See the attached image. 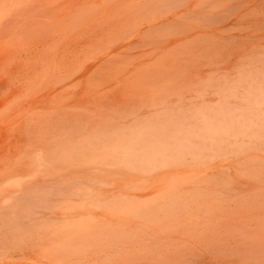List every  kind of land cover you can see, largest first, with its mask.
I'll return each mask as SVG.
<instances>
[{
  "label": "rangeland",
  "instance_id": "1",
  "mask_svg": "<svg viewBox=\"0 0 264 264\" xmlns=\"http://www.w3.org/2000/svg\"><path fill=\"white\" fill-rule=\"evenodd\" d=\"M47 39L49 42L47 41ZM30 56L31 59H34L31 60L29 58ZM28 58L30 60H28ZM45 66H47L48 69ZM44 68H46V70ZM250 70L251 73H249L251 75L248 73V71ZM256 71H258V75L261 72L260 78L259 76H257ZM239 74H242L241 80L243 81L241 82H244L245 79L243 78H247V80H245L244 82L245 85L243 83H240ZM243 75H245L246 77H244ZM247 75H250L251 77L254 76V79H257L258 83H260L258 84L256 82L257 80H254L257 83V88H255V91L253 87L256 83L252 80L251 83H254L252 84V87L249 86L251 85V83L248 85V83L251 81V77L249 79ZM255 76L257 78H255ZM47 77L48 80H46ZM263 79L264 0H0V145L1 143L3 144L0 148H3L2 151H5V154L4 151L3 153L2 151H0V170L4 169L3 167L6 162H11L10 160H12V155L13 158H16L14 152L17 147L18 140L24 139L27 141V147H32L30 154H27L29 164L25 165L28 172H20L15 176V180H21L24 184H26V187L24 186V190L18 192V196L16 195V203L18 204L16 205L15 212L10 213L9 216L4 210L3 202L0 203V249H2L3 251L12 250L11 252H7L8 254L5 257L6 259L1 255L0 264H4L5 260L8 262V264H54L55 261V264H58V262L59 264H73L74 262H77L79 264L80 262L77 261L79 259L83 260V264H85V262L86 264H264V146L259 147V145H262V143L264 145V139L261 138L264 137V130L262 131V136L261 130L259 129L260 125L264 123V114L262 115L264 106L260 107V105H262L261 102L263 101L264 97V90L262 89V87L264 88V84L260 82L263 81ZM47 82L48 84H46ZM234 82L236 83L234 84ZM239 84V91L238 89L233 90L234 87L239 88ZM261 84H263L262 87L260 86ZM45 85L47 86V88L44 89ZM242 85L245 86L246 89ZM258 86L261 87L263 95H260L261 92L256 91L258 90ZM229 87L230 90H232L234 93H230V90L229 93L227 91H223V89L228 90ZM221 88L222 90H220ZM242 88H244V90ZM251 89L254 91L252 92L253 95L250 92ZM215 91H217V93ZM256 92L257 94H255ZM210 94L211 96L212 94L213 96H216H212L213 100H215L214 98H216L215 101L212 100L213 102H210ZM216 94L218 96L220 94L222 95V97L219 96L218 99V96ZM226 94L228 96V99L231 95L229 99L230 101L224 98ZM254 94L256 96H254ZM234 95L237 96V98H235V100H237L236 103H238L236 106V103H232L230 105L232 99L234 100ZM257 95L258 101L260 103V105L257 104L258 106L255 104V102L257 103ZM259 96H261L262 98H259ZM238 98L241 99L240 103L243 100L242 103L245 106L242 105V103H239ZM245 102H250V104H245ZM209 105L210 107H212L209 108ZM250 107L252 108L251 110ZM254 107L256 108L253 110ZM231 109H233V112H240L239 114L238 112L234 114L235 120L231 119L233 113ZM257 109H262L260 110L261 113L258 112ZM216 110L217 114H215L214 116ZM248 110L250 111L248 112ZM178 111H180L181 113H179ZM227 111H229L230 115L227 114ZM209 112L211 114H209ZM251 112H253V114H251ZM178 113L180 115L179 117ZM190 115L192 116V118L190 117ZM207 115L209 118H207ZM236 115L238 117H236ZM247 115L248 117H246ZM257 116L259 117V120H257ZM161 117L162 119L164 118V120L161 121ZM204 117L206 121L204 120ZM170 118H172L173 120L175 119L174 126L177 127L176 125H178L179 128H174L173 126H171L173 125L172 119L170 120L171 124L168 123L167 119L169 120ZM13 119H15L14 123ZM194 119H196L197 121L194 122ZM223 119L225 120V122H223ZM243 119L245 121H243ZM176 120L177 122H175ZM231 120H234V122H231ZM239 120L242 121V125H239L240 129L238 124L241 121L239 122ZM246 120H248V125H246ZM255 120L259 121V123H257V121ZM158 121L159 124L161 123L158 126L159 128L161 126V128L165 127L164 123L166 121L169 124V128L168 124L166 125V132L163 129L161 130L164 131L165 134L161 132V135H159V133L157 132H160V130L158 128H156L158 131L155 130L154 127H157ZM179 121L181 122V124L179 123ZM183 121L186 122L185 125H182L184 124ZM187 122L193 123L190 124L192 127H190L189 129L191 130L186 129L185 131L184 127L189 124H187ZM200 122L202 124H200ZM235 122L237 124H235ZM193 124L195 125V127ZM197 124H200V127L198 125L199 128L197 127ZM228 124L232 126H228L230 127V129L226 128ZM258 124H260L258 128L260 133L256 130ZM245 125L247 126V130L244 129ZM150 126H152V129H150ZM203 126L206 128L204 129ZM210 126L214 130L213 134L211 129V132L209 131ZM217 126L221 128L217 130ZM252 126H254V128ZM16 127L23 130L21 136L20 133H17L15 131V129H17ZM142 127L145 131L141 129ZM193 127L195 128V133H197V131L198 133H200V129L202 133L203 131L208 130V134L207 132L203 134L200 133V136L197 133L195 136L201 138L202 135L205 137L206 134L207 139L211 140V138H213V141L211 140V145H213V143L216 141V138L217 142L221 141V137H223L224 132L225 134L227 132L229 138V133L231 137L236 138L239 132H237V135L235 133L233 134L235 130L234 127H236V131L238 130L241 132L240 139H237L239 142L243 140L242 138H245V140H243L244 142L242 141V143H247L248 139L246 138L248 137H250L249 141L252 142L255 136L258 140L254 139V142H252L254 143L255 148L253 145V147H250L251 144L249 145L247 143L249 145L248 150L254 148L253 150L247 151L245 149V147L247 148V144L245 145V147L243 144L245 150L241 149L240 152L238 151V153H236L237 156H235L234 154L235 151H237L235 150L233 156V150L238 149L237 146L240 144L239 142H235L236 140L234 141V139L232 138L229 139L227 135L225 137L224 134L222 141H231L230 143L227 141L225 146H231V143H233L234 145H232V147L230 148L231 153H229L228 156L225 157V155H227V152L229 151V148L228 150H226L225 147L223 148L221 145H219V143L218 145H213L212 147L217 148L219 146L218 150H221L220 147H222V149L227 152L225 155H223L222 153L224 158L221 156L219 158V156L216 155L218 152H216V150V156H214V154L213 156H211L213 151L211 147L209 151V160H217H214V163L207 160L209 164L207 163L208 167L205 169L204 165L206 164L203 165L202 161H200V167L199 162V165L197 164L198 167L195 166L196 164L194 163H196L195 160L197 158L194 159V155L192 154V146H190L189 149V144L186 143L189 142L193 146L194 144L197 145V143L201 144L202 141L206 143L205 138H203V140L201 139L200 142L199 138L197 140V138H195V136L193 135L197 140L196 143H193L195 142L194 138H192L190 135H186L187 138L185 137V134L189 131V134L192 135L191 132H193ZM250 127L251 129L253 128V130H250ZM261 127L264 129L263 125ZM153 128L155 131H151L153 130ZM173 128L177 131V133H173L174 131H172V134H170V130H172ZM139 129L143 131L144 134L145 132L147 134H153L154 132L157 133V135L155 134V136H157L158 139L160 138V142H158L159 140L155 141L157 138L153 134L150 139V142L151 140H154L153 142H151L152 145L150 144L149 140L145 145V142L147 141L149 136L145 134L147 136L145 137L142 134L143 132H140ZM182 129L184 134L183 136L179 134V138V136L176 135L178 134V130L183 133ZM241 129L242 131L244 129L243 132L245 133V135L247 134L248 137H245ZM137 130L139 131L138 133L140 136L138 135ZM228 130L230 131L228 132ZM255 130L257 134L254 133ZM219 131L222 133L220 134ZM123 132L126 133L124 134V136L121 134ZM167 132L168 135H166ZM119 133L123 137H125L126 135L127 139L125 138V140H121L123 137H121ZM141 134L143 135V138H147L146 141H144L145 139L142 138V140L144 141V146L143 143H141L142 140H139L142 148L138 144V139H141ZM174 134H176L175 137ZM209 134L211 135L210 138ZM250 134H253L255 136L253 137L252 135V138ZM108 135H112V137L114 136V139L112 140V137ZM117 135L119 136L117 137ZM134 135L136 137L138 136L136 140L138 142L136 143V145L138 148L140 147L138 151L133 148L135 149V152L134 150H132V148H129L130 144L131 146L133 145V147H136L134 143L136 137L132 139V136ZM217 135L218 137H216ZM101 137H106V140L109 137L108 139L110 140L111 138V140H107V143H103L104 140H102L103 138ZM188 137L192 138L193 140L191 141L190 139H188ZM86 138H88V142H86ZM170 138L172 141L174 139L173 144H170L172 142ZM175 138H179L180 143L177 141L175 142ZM181 138H184L183 144L181 142ZM259 138L262 141L260 144L258 143V145L256 142H259ZM10 139L12 140L9 141ZM81 139L82 143L84 141V146L82 144L79 146ZM164 139L167 140V142H165L164 144H170V146L174 148V143H177L179 144V148L174 151L173 148L171 149L169 147L170 151L166 152L168 147H163ZM5 140H7V143ZM78 140L79 144L77 145ZM118 140H121V145L118 144L119 148H115L116 145L114 144V142L116 141L117 144L119 142ZM126 140L129 143H125ZM89 141L90 145L89 147L87 146L89 148L87 150L86 145L89 144ZM122 141L123 144H125L124 146L122 144ZM67 142L70 143L67 144ZM97 142L103 143V145L99 143L101 144V147L103 146V154L101 148L99 149L100 146H98L99 144H97ZM156 142L160 146L158 149L159 153H161L162 151H164L165 153V158H163L164 153L163 156L159 155L161 163H156L157 161L159 162V160L156 161L154 159V156H152L153 153L157 154L158 152V150H156V148H158L157 144L156 148L154 146V143ZM63 143L69 148H67V146H64ZM75 143L77 149L79 147V149L81 148V150L76 149ZM222 143L223 142H221V144ZM161 144L162 151L160 149ZM185 144L188 149L185 148ZM200 144L197 145L199 146L197 147L199 151H196V147H194L195 152L199 153L201 151L199 156L202 158L204 155L202 154V152L206 151V149H202V146L207 147V144L204 145L202 143V146ZM112 145L113 147L110 149L111 152H107L109 151V146L111 147ZM8 146L12 147L13 152H11V149L10 147L8 148ZM90 146L93 147V157L91 160L92 166L86 165L90 163L89 159L91 157L88 155L89 152H91ZM151 146L153 147V151L155 148L156 152H151ZM180 147L181 149L184 147L183 149L186 150V153L188 152L186 154L187 156L189 155L188 157H190V155L191 157H193V165H186L188 164V161L191 160V157L187 159L188 157L185 156V159H187V163L185 161L186 166L184 165L185 168L184 166H182L183 161L185 160L184 158L180 159V166L175 165L177 163V160L174 161L175 164H173L172 161L167 158L168 164L170 163V165L167 167L166 154H168V157H170L171 159L172 157L174 159L173 155L176 151L177 152L175 153V157L179 151L180 153H178V155L182 153ZM241 147L242 144L239 148ZM73 148L75 149L73 150L74 154L76 150L79 151V153L82 151V154L80 153L81 156L79 153L78 156L77 153L76 155H74L73 153L72 155H70L74 156L73 158H76V156L79 157L76 160H80V165L85 166V169L82 170L83 167H80L79 161L76 162L75 160L73 162L72 159V162L76 164L75 166L79 165L78 167H75L71 162L70 156H67V151L70 152L71 150L72 152ZM94 148H97V150ZM147 148L149 149L151 156H148ZM175 148L177 147L175 146ZM144 149L146 150V156L143 154ZM122 150H125L124 153L126 152L125 157L128 155V157L130 158L129 155L131 153L130 159H132V161L134 157L139 160L142 157L141 154H143V157H146V159H143V161L147 162V158L149 157L150 160L152 159L156 161L154 164V161L151 160L153 162V166H160L159 164H162V166H164L165 168H161L160 170V167L156 168L155 166L157 172L152 171V173H155L154 175H152L150 170L152 163L150 161L148 162V164L144 162L143 165L145 164V167H147L148 165L149 168V170H146L145 168V175V172L143 173L142 171V169L144 170L143 165L142 169L137 168L139 165L138 163H140L141 165V163L143 162L142 159L140 161H136L135 159V170L139 169L138 171H142V174H140L139 172L136 173V171L133 170V167L131 168L135 172L127 169L125 170L126 165L127 167L130 165L126 164V159L128 158L126 157L124 159ZM187 150L191 151L189 152ZM223 150H221V152ZM114 151L117 152L118 155H120L119 153L121 152L120 157L122 158L123 155V158H118V156H116V153L115 155H112V152ZM7 152H9L10 154ZM55 152H57V154H55ZM58 152H60L62 155L58 154ZM64 152H66L65 155L67 156V159L66 157H64L65 155H63ZM85 152L87 153V155ZM98 152L100 154L99 156H97ZM128 152L130 153L128 154ZM170 152H172L173 154L171 155ZM132 153H134V156L132 155ZM184 153H182L180 156L184 157ZM198 153L196 154L198 155ZM46 154L49 156H46ZM101 154L102 156H104L102 157ZM218 154H220V152H218ZM58 155L62 156L63 161H60V158L57 157ZM137 155H140L141 157H137ZM84 156L85 158L88 156L87 159L89 160V162H86L88 160L84 159ZM109 156H113L114 162L111 157L110 165H108L109 162L107 163V166L109 167L108 168L107 166H105V160H107ZM156 156L158 157V155ZM68 157L70 159L69 161ZM80 157L82 159H80ZM204 157H206V155ZM213 157L215 158L213 159ZM221 158H223V161L221 160ZM95 159H98L99 161H96ZM117 159L121 160H119V166L123 163L122 167L125 166L124 168H122L121 166L119 168H115L116 164L118 163ZM164 159L166 163L163 164L162 161H164ZM200 159L198 157V161ZM102 160H104L105 163L101 164L100 162H102ZM224 160L226 162H224ZM83 161L84 163L86 162L84 165ZM217 161L218 163L216 165L218 167L222 164L219 168L214 166ZM96 162L103 165L102 167H105V169L102 170L101 165L97 166L98 163ZM129 163H131L130 160ZM171 163L178 169L173 167V171H171ZM46 164L48 171L46 169ZM111 165L113 168L111 167ZM87 166L89 167V169ZM153 166L152 170H154ZM50 167L51 169L53 167L55 170H51ZM86 167L89 171L93 172H88V170H86ZM98 167L101 168L97 170ZM76 168H79L80 170H77ZM168 168L170 169V171L167 170ZM94 170L97 172V174H99L96 175V178L94 175ZM186 170L187 172H197L196 175L203 174L205 172H208L209 170L210 171L208 172V174H206V179L203 178L204 180L202 179L201 181L202 175H200L201 178L200 176H196L194 179L193 176L195 174L193 175V173H186ZM2 172L0 171L1 174ZM147 172H150L151 174H148ZM158 173H160V176ZM103 175L107 178L103 177ZM184 175L187 179H190L191 177L194 180H196L197 178V180L199 179L200 181H192V179L189 181L188 179V183L182 182V184H180L178 182L181 181H176L178 184H174V180H176V177L178 176L179 180H181L180 176H182V180L184 181ZM42 178H46L45 181L48 180L49 182H47L50 183L51 186H49L50 184L48 185V187L44 186L48 183L42 180ZM153 178L156 179L157 182ZM171 178L174 185L167 183V181L170 182ZM112 179H115V181H112ZM142 179H148L144 182H149H147L146 184V186H150L149 188L147 187V189H141V187L145 186V183L143 181V183H141ZM102 180H104L105 182H102ZM43 182L44 185L41 186L40 183L42 184ZM113 182H119L118 184L120 185H116L115 183L116 186L111 185L113 187L111 189L110 184L114 185ZM104 183L106 186H104ZM0 184L4 183L0 182ZM84 185L85 188H87L86 192L87 190L89 193H92V190L94 191L92 195H90V197L88 196L89 194L85 195V192L83 191L85 190L84 187L83 189H81V187ZM34 186L35 188L40 186L39 189L41 190L39 191V189H35ZM56 186H59V190ZM171 186L174 187L173 189L175 190H173V194H175V192L177 191L176 194H179L178 196L182 195L180 196V198H184L183 201L189 197L188 199L190 200H186V202L188 201V206L190 205L189 201H194V199L196 200L194 202L191 201V205L188 208L183 207V205H186L185 201L184 203L180 199V204L177 203L176 200L175 203L180 205H178V208L176 206V211H174L173 213L174 216L172 214V211L174 210L175 203L171 201L174 200V197L176 199V194L175 196L173 195L174 197L173 199L171 198L172 200L169 199L171 204L173 203L174 205L173 209H171L172 207L170 202V206L168 204L170 210H172L171 212L168 207L162 208V206H160L162 204L164 206L168 203L167 197H169V195L167 194L168 192L170 194L169 187L171 188ZM107 187L109 188L107 189ZM176 187L179 191L175 189ZM25 188L27 190H25ZM54 188H56L55 191ZM117 188H119V190ZM136 188L137 190L134 191ZM162 188L168 191L167 194L164 193ZM143 189L145 191H143ZM74 190H76L77 195L75 194ZM78 190L81 191L79 195ZM73 191L75 196L72 195ZM131 191L134 192L131 193ZM102 192L105 193V195H103ZM159 192H161V194ZM122 193L126 195V199L125 195L123 196V199H125V201H123V203L121 202L122 204H124L123 208L120 200L119 204L121 205V207L119 206V204H117L116 207V203H114V207H116V209L112 206L114 208L113 209L109 204L112 203L113 205V200L112 202H110V200H115V198L111 197L116 195V198L119 200L120 198L118 197H120ZM138 193H140L141 196H138ZM146 193H149L150 198ZM194 193L195 195H198L195 197L192 196V194L194 195ZM135 194L137 196H135ZM164 194L167 197H164ZM107 195H110V198L109 196L107 197ZM145 195L148 196V201L150 202V204L151 202L153 204V199L155 200L156 205H152L153 208L150 210L149 208H146L148 202L147 196L145 197ZM155 195L162 196H160L159 198ZM48 196L50 198V201H48ZM133 197H137V200H134L135 198L133 199ZM151 197L153 198L151 199ZM170 197H172V195H170ZM190 197H193V199H191ZM103 198V204L105 203L104 205H106V202H110L109 204H107L109 207H107V205L105 207L104 205H102L101 201H103ZM164 198L167 199L163 201ZM107 199H109V201ZM57 200H60L62 202ZM55 201L56 204L54 203ZM95 201H99V203L103 207H101L100 205L97 206ZM126 201L127 203H124ZM85 202H87L86 205L90 203L92 208L87 207L90 204L84 206ZM115 202L117 201L115 200ZM58 203L62 208L58 207ZM61 203L66 205L64 206L65 208H63V204ZM73 203L78 205L77 207H79L80 205L81 210L76 206L74 207L75 204L73 205ZM71 204L73 205L74 209L73 207L71 208ZM130 204L134 205L135 208H132L134 211L129 208V206H131ZM136 205L138 208H142V205H146L143 207L146 210L141 209V212L142 210L145 211L142 213L146 221H144V219H140L142 213L139 212L140 210H138ZM156 207L159 208L157 209ZM118 208H120V212L121 210H123L122 212L124 213L126 209H130V213L128 212V210L125 213H129V215H122V213L118 212ZM78 209L80 210L79 212ZM160 209L163 211H159ZM61 210L67 213H62L60 215ZM166 210H168L167 214H169V212L171 213L168 216L169 218L161 219V217H163L164 215V211ZM114 211H116V214L118 213V216H116V214H110L112 212L115 213ZM131 211H138L137 213H140V216H137L136 213H134L135 217H132ZM66 215H68L69 218H66ZM148 215L150 217H148ZM152 215H154L155 218L159 219L155 220ZM171 215L172 218H170ZM36 216L37 219H34L36 218ZM42 216L43 218L48 219H43ZM146 216L149 218V220H151H147ZM120 217L122 219H120ZM76 218L80 220L78 221V219ZM82 218L83 220L85 218H88L90 219V221H88V219H85L86 222L84 223V221L82 222L81 220ZM61 219H63V221ZM64 219L69 220L68 223L66 221V225L72 224L71 221L73 222L75 221V219L76 221H78V225L81 221L83 227H80V225L79 227L84 228L85 230L88 229L89 234H85L84 236V234L82 233L84 240L85 238H87L86 235L90 236L89 231H91L92 228V226L91 228L89 227L90 229L88 227L86 228L84 227V224H88L89 226L92 219L94 225H97L98 227H96V231L98 233L101 232V236L99 235L100 239H102L101 237H103L104 240H102L104 241V243L108 244L109 237V240L112 242L111 244L113 246H111L110 244L109 247H107L106 245V249L104 243H101V246H99L100 242H96L97 239L98 241L100 240L98 236L96 238L93 237L94 240L90 239V237L87 238V240L90 239L91 241L95 242L92 243L91 250L89 249L91 244H89V241L87 243L89 244L88 248L86 247V243H83L85 244V249H83L82 247L78 249V247L80 246L76 245V242L69 241V245L74 242V246H78L77 249L75 248L76 250L73 248V251L71 245L70 248L67 244V249H65V246L62 247V243H59V246L56 245L60 241L64 242L62 240L65 239L66 233H68V236L75 235L77 233L72 232L71 234V228L74 225H70L66 226V228H70L68 230L70 231L69 234L66 228H64ZM125 219L127 220L125 221ZM35 220H38L37 223ZM103 220L105 221V223H107L108 221L110 223V221L112 220L115 223L117 221V223H120V226L117 227L118 231L122 227H124V231L125 229H128L129 231H126V234L124 235V231H122V229L119 233L116 230V226H118L119 224L115 225V228L112 230V228L114 227V225L112 224H114V222H112V224L102 225L101 223L103 222ZM97 221L100 223L98 224ZM136 221L137 224L134 225L133 222ZM151 221H154L156 223H152ZM58 222L61 224H58ZM32 223L34 225H32ZM47 223H50V225L48 226ZM54 223L56 224V226H54L57 228V224L59 225V230H62V228H64V237H62V235H64V232H58L57 228H54L53 226ZM131 223L133 225H131ZM44 224H46L47 227L45 225V227L43 228L42 226ZM100 224L102 225V227L104 225L105 226L103 228L99 227ZM40 225H42L41 230L39 229ZM78 225H75L74 228L78 229ZM91 225H93V223H91ZM60 226L62 227L60 228ZM106 226L108 230L111 229V232L108 231L111 234L114 233L116 235L118 233V235H121V232H123L121 235H124L122 240L121 236L118 237V239H115L116 237H113L114 235L111 236L110 233L108 235V233H106ZM108 226L112 227L109 228ZM49 228V232H55V238L57 236L55 240L56 249L54 250H57L58 252L56 256L52 249L54 246L55 238H53V241L51 242L52 238L50 237L54 236V234L52 235V233H49L46 230H49ZM37 229L41 232H39ZM53 229L54 231H51ZM55 229L57 232L55 231ZM43 230H46V232L44 231L45 233L48 232V236H45L47 237L46 240H43ZM22 231H24L27 235V237H23L24 240H22L23 238L20 234V232ZM7 232L9 233L7 234ZM38 232L42 233L41 235L43 237L41 235L39 236ZM97 232H95V234H97ZM11 233H14L15 236H18L17 239L14 235H11ZM102 233H106L107 235L104 234L105 236H103ZM92 234L94 233L92 232ZM6 235H10L12 241L16 239L14 241L17 242V244L14 245L15 242H11L12 244L9 245L10 247L7 245L5 247V242L2 240L5 239ZM81 235H79L78 233L77 236L80 237ZM77 236H74V238L76 239L73 238V240H82V243L84 241L82 236L81 239H78ZM26 238H28V241L25 240ZM113 238L116 243H119L118 246H115V243H113ZM35 239L36 241L34 242L36 243L37 240L40 241L39 246L34 243L36 244V248L32 246L34 245L33 240ZM58 239H60V241L57 242ZM67 239L69 240L70 238H66V240ZM47 240L48 242H46ZM20 241L22 245L18 244V242L20 243ZM24 241L25 243H28L25 244ZM67 242L68 241H65L63 244L65 245ZM2 243L4 245H2ZM42 243L45 246H42ZM96 243L98 245H95ZM93 245L95 246L93 247ZM37 247H40V249L42 250L38 249ZM57 247L61 251V253L57 249ZM60 248H63L68 252L65 253V250L62 251ZM70 249L71 254L69 252ZM28 250H30L31 253ZM49 250H51L53 253ZM44 252H46V255L44 254ZM47 252L52 254L51 257L58 256L57 260L54 259L55 257L51 258L50 254H48ZM72 252L74 253L72 254ZM26 253H28L29 255ZM33 253H35L34 256ZM67 253H69L71 256L73 255V257H68ZM75 253H78L79 256H74ZM30 254L32 255L30 256ZM63 254H65L68 259L62 257L64 256ZM60 258H63V262ZM69 258L71 259V261L73 259V262H69ZM49 260L51 262H49Z\"/></svg>",
  "mask_w": 264,
  "mask_h": 264
},
{
  "label": "bare ground",
  "instance_id": "2",
  "mask_svg": "<svg viewBox=\"0 0 264 264\" xmlns=\"http://www.w3.org/2000/svg\"><path fill=\"white\" fill-rule=\"evenodd\" d=\"M19 12H20V11H19ZM30 13H31V12H30ZM19 14H20V13H19ZM37 21H38V20H37ZM66 31H67V30H66ZM51 40H52V39H51ZM47 41H48V39H47ZM48 42H49V41H48ZM51 43H52V41H51ZM44 44H45V43H44ZM42 45H43V44H42ZM53 45H54V44H53ZM55 48H56V47H55ZM52 53H53V52H52ZM34 55H35V54H34ZM31 56H32V55H31ZM31 56L29 57L30 59H31ZM36 56H37V55H36ZM46 56H47V55H46ZM29 58H28V60H30ZM32 58H33V57H32ZM37 58H38V57H37ZM33 59H34V58H33ZM33 59H31V60H33ZM35 59H36V58H35ZM45 59H46V58H45ZM259 59H261V58H259ZM43 60H44V59H43ZM26 61H27V60H26ZM26 63H28V62H26ZM261 63H262V62H261ZM52 65H53V64H52ZM47 66H48V65H47ZM47 66H45V67L47 68ZM261 67H262V66H261ZM46 68H44V69L46 70ZM258 68H259V67H258ZM258 68H257V70H258ZM47 69H48V68H47ZM51 70H52V68H51ZM260 70H261V69H260ZM252 71H253V70H252ZM49 72H50V71H49ZM53 72H54V71H53ZM249 72L251 73V70L248 71V73H249ZM250 73H249V74H250ZM253 73H254V72H253ZM256 73H257V76H259V78H260V74H261V72H260L259 75H258V71H256ZM244 74H245V73H244ZM239 75H240V76H239L240 79H239V78H238V79L240 80V83H243V84L245 85L244 82H245V80H247V78H243V79H245V80H244V82H241V81H243V80H241V79H242V78H241L242 74H239ZM250 75H251V74H250ZM250 75H249V76L247 75L249 79H250V77H251ZM252 75H253V74H252ZM254 75H256V74H254ZM243 76L246 77L245 75H243ZM262 76H263V75H262ZM45 77H46V74H45ZM45 77H44V78H45ZM255 78H257V77L255 76ZM46 80H48V77H47ZM252 80L254 81V80H257V79H254V76H252V77H251V81L248 83V85L252 82ZM39 82H40V81H39ZM42 82H43V81H42ZM236 82H237V81H236ZM236 82H234V84H235ZM238 82H239V81H238ZM254 82H255V81H254ZM254 82H253V83H254ZM256 82L258 83V80H257ZM256 82H255V83H256ZM260 82L264 84V79H263V81H260ZM51 83H52V81H51ZM51 83H50V84H51ZM246 83H247V82H246ZM253 83H251V85H249V86L252 87V84H253ZM257 83H256L255 86L253 87V88H254V91H255V88H257ZM46 84H48V82H47ZM230 84H232V83H230ZM230 84H229V85H230ZM234 84H233V86H234ZM237 84H238V83H237ZM258 84H260V83H258ZM263 84H261L260 86L262 87ZM49 86H50V85H49ZM49 86H48V87H49ZM235 86H236V85H235ZM242 86H243V85H242ZM223 87H225V86H223ZM243 87L246 89L245 86H243ZM261 87L258 86V90H256V91H257V92H258V91L261 92L260 95H263V94H262ZM45 88H47L46 85H45L44 89H45ZM231 88H232V87H231ZM244 88H242V89L244 90ZM259 88H260V90H259ZM216 89H217V88H216ZM237 89H238V91H239V89H240V84H239V88H238V87H237V88H235V87L233 88V90H237ZM249 89H250V88H249ZM262 89L264 90L263 87H262ZM214 90H215V89H214ZM214 90H213V92H214ZM217 90H218V89H217ZM220 90H222V88H221ZM229 90H230V87H229L228 90H224V89H223L224 92L227 91L228 93H229ZM42 91H44V90H42ZM254 91H253L252 89L250 90V92H251L252 95H253L252 92H254ZM215 92L217 93V91H215ZM231 92H233V91L230 90V93H231ZM247 92H248V90H247ZM247 92H246V93H247ZM257 92H256L255 94H257ZM233 93H234V92H233ZM240 93H241V92H240ZM243 93H244V91H243ZM263 93H264V91H263ZM38 94H39V93H38ZM255 94H254V96H256ZM216 95H217V94H216ZM235 95H237V94H235ZM235 95H234V100L232 99V102H230V105H231L232 103H236L237 100H235V98H237V96H235ZM212 96H213V94H212ZM212 96H211V94L209 95L210 102H213V101L216 100V98H214L215 100H213V97H216V96H215V95H214L213 97H212ZM217 96H218V95H217ZM219 96L222 97V95H220V94H219ZM219 96H218V99H219ZM230 96H231V95H230ZM230 96H229V99H230ZM232 96H233V95H232ZM246 96H247V95H246ZM221 97H220V98H221ZM209 98H208V100H209ZM224 98L228 99L227 94L224 96ZM232 98H233V97H232ZM244 98H245V97H244ZM244 98H243V99H244ZM246 98H248V97H246ZM259 98H262V97L259 96ZM218 99H217V100H218ZM226 99H225V100H226ZM229 99H228V100H229ZM249 99H250V98H249ZM255 99H256V97H255ZM212 100H213V101H212ZM240 100H241V99L238 98L239 103H240ZM218 101H219V100H218ZM218 101H217V102H218ZM229 101H230V100H229ZM229 101H228V102H229ZM233 101H234V102H233ZM242 101H243V100H242ZM242 101H241V103H242ZM245 101H247V100H245ZM256 101H257V103H256L255 100H254L255 104H256V105H257V104L260 105V103H259V101H258V95H257V99H256ZM261 101H262V99H261ZM261 101H260V102H261ZM263 101H264V97H263ZM263 101L261 102L262 105H260V107H261V106H262V107L264 106V105H263V103H264ZM250 102H251V101H250ZM250 102H248V103L245 102V104H250ZM254 102H253V103H254ZM221 103H222V101H221ZM226 103H227V101H226ZM241 103H240V104H241ZM237 104H238V103H236L235 106H236ZM240 104H239V105H240ZM239 105H238V106H239ZM242 105H244V104L242 103ZM258 105H257V106H258ZM238 106H237V107H238ZM244 106H245V105H244ZM248 106H249V105H248ZM248 106H247V107H248ZM250 106H253V105H250ZM254 106H255V105H254ZM257 106H256V107H257ZM54 107H55V105H54ZM211 107H212V106H211ZM211 107H210V105H209V108H211ZM221 107H222V106H221ZM237 107H236V110H237ZM256 107H254L253 110H254ZM213 108H214V107H213ZM229 108H230V107H229ZM263 108H264V107H263ZM199 109H200V108H199ZM202 109H203V108H202ZM227 109H228V108H227ZM240 109H241V108H240ZM240 109H238V110H240ZM242 109H243V106H242ZM251 109H252V108L250 107V110H251ZM190 110H191V108H190ZM214 110H215V109H214ZM214 110H213V111H214ZM231 110H232V112H233V109H231ZM250 110H248V112H249ZM257 110H258V109H257ZM260 110H262V109H260ZM260 110H258V112H260ZM199 111H200V110H199ZM221 111H222V108H221ZM241 111H242V110H241ZM178 112L181 113L180 111H178ZM182 112H183V111H182ZM197 112H198V111H197ZM232 112H231V113H232ZM236 112H238V114L240 113L239 111H234V112L232 113L231 119H234V120H235L234 114H236ZM245 112H246V111H245ZM179 113H178V117L180 116ZM191 113H192V112H191ZM201 113H202V111H201ZM212 113H213V112H212ZM260 113H261V112H260ZM185 114H188V113H185ZM185 114H184V115H185ZM209 114H211V113L209 112ZM215 114H217V110H216V113H214V116H215ZM223 114H224V113H223ZM227 114H229V111H227ZM227 114H226V115H227ZM241 114H242V113H241ZM251 114H253V112H251ZM258 114H259V113H258ZM258 114H257V115H258ZM263 114H264V110H262V115H263ZM184 115H183V116H184ZM193 115H194V114H193ZM219 115H220V114H219ZM229 115H230V114H229ZM249 115H250V114H249ZM174 116H175V115H174ZM188 116H189V115H188ZM194 116H195V115H194ZM194 116H193V117H194ZM205 116H206V114H205ZM239 116H240V115H239ZM244 116H245V114H244ZM251 116H252V115H251ZM260 116H261V114H260ZM165 117H166V116H165ZM186 117H187V116H186ZM190 117L192 118L191 115H190ZM201 117H202V115H201ZM223 117H224V115H223ZM232 117H233V118H232ZM236 117H238V116L236 115ZM246 117H248V115H247ZM175 118H176V116H175ZM183 118H184V117H183ZM207 118H209L208 115H207ZM226 118H227V117H226ZM243 118H245V117H243ZM250 118H251V117H250ZM256 118H258L257 120H259V117H258V116H257ZM171 119H172V118H170L169 120L167 119V121H168L169 124H171V121H170ZM176 119H177V118H176ZM251 119H252V118H251ZM254 119H255V118H254ZM14 120H15V119H13V123H14ZM162 120H164V118L162 119V117H161V121H162ZM172 120H173V119H172ZM174 120H175V119H174ZM174 120H173V123H172L173 125H171V126H173L174 128H179L178 125H176L177 127L174 126ZM198 120H199V119H198ZM200 120H201V119H200ZM202 120H203V119H202ZM204 120L206 121L205 117H204ZM223 120H224V119H223ZM234 120H233V121L231 120V122H234ZM257 120H255V121H257ZM261 120H262V119H261ZM261 120H260V121H261ZM161 121H160V122H161ZM167 121H166L165 123L163 122L165 127L161 128V127H162V126H161V127H160L161 129L158 127V126L161 124V123L159 124V121L157 122V127H156V126L154 127L155 130H157L156 128H158V129L160 130V132H157V133H159V135H161V132H162L163 134H165V132L167 131V130L165 129V128H167V127H166V125L168 124ZM180 121H181V119H180ZM180 121H179V123L181 124ZM185 121H186V120H185ZM188 121H189V120H188ZM195 121H197V120L194 119V122H195ZM240 121H241V120H239V122H240ZM243 121H245V120L243 119ZM247 121H248V120H246V122H247ZM249 121H251V120H249ZM255 121H254V123H255ZM263 121H264V120H263ZM175 122H177V120H176ZM223 122H225V120H224ZM155 123H156V122H155ZM163 123H162V125H163ZM183 123H184V124H182V125H185V124H186V122H184V121H183ZM188 123H189V122H187V124H188ZM191 123H193V122H191ZM191 123H189L186 127H184V128H185V131H186V129L188 130L190 127H192V126L190 125ZM207 123H208V121H207ZM240 123H241V124H240ZM240 123L238 124V126H239V125H242V121H241ZM251 123H252V122H251ZM257 123H259V121H257ZM15 124H16V123H15ZM169 124H168V128H169ZM175 124H176V123H175ZM200 124H202V123L200 122ZM200 124H197V127H198V125H199V127H200ZM210 124H211V121H210ZM235 124H237V123L235 122ZM244 124H245V122H244ZM13 125H14V124H13ZM151 125H154V124H151ZM189 125H190V126H189ZM193 125H194V124H193ZM221 125H222V121H221ZM221 125H219V126H221ZM232 125H233V124H232ZM246 125H248V122H247ZM246 125H245V127H244L245 130H247V129H246V127H247ZM253 125H254V124H253ZM259 125H260V124H258V127H256L257 132L259 131V130H258ZM262 125L264 126V123H262ZM262 125H260V128H259V129L261 130V134H262V131L264 130V129L261 127ZM171 126H170V127H171ZM208 126H209V124H208ZM208 126H207V128H208ZM213 126H214V125H213ZM219 126H217V127H218L217 130H219V129L221 128V127H219ZM228 126L232 127L231 125L228 124V125L226 126L227 129H228V128L230 129V127H228ZM233 126H234V125H233ZM243 126H244V125H243ZM182 127H183V126H182ZM187 127H188V128H187ZM194 127H195V125H194ZM194 127H193V129H192V131L194 132V134H193V132H191V133H192V135H191V134H189L190 131H189V132L187 131L188 133L185 134V137H186V135H188V136L190 135L192 138H194V136L198 133V131H197V133H195V131H194L195 128H194ZM199 127H198V128H199ZM203 127H204V126H203ZM217 127H216V128H217ZM248 127H249V126H248ZM252 127L254 128V126H252ZM16 128H17V129H15V131H16L17 133H20V136H21V134L23 133V130L20 129V128H18V127H16ZM154 128H153V130H151V131H155ZM174 128H173V129H174ZM201 128H202V127H201ZM205 128H206V127H204V129H205ZM216 128H215V131H216ZM241 128H242V126H241ZM253 128L251 129V127H250V130H253ZM261 128H262V129H261ZM134 129H136V128H134ZM141 129H143V127H142ZM150 129H152V126H150ZM150 129H149V130H150ZM162 129L165 130V132H164V131H161ZM173 129L170 130V134H172V131H174L173 133H175V132L177 133V131H176L175 129H174V130H173ZM210 129L212 130V134H213L214 130H213V128H212L211 126H210V128H209V131L211 132ZM234 129H235V130H234L233 134L235 133V134L237 135V134H238L237 132H239V134L237 135V137H236V138L231 137L230 133H229V136H230V138L234 139V141L236 140L235 142L238 143L239 141H238L237 139H240V137H241V136H240L241 132L238 131V130L236 131V127H234ZM239 129H240V126H239ZM244 129H243V131H244ZM139 130H140V129H139ZM179 130H181V129H179ZM179 130H178V134H177V135L174 134V137H175V135H176V136H179V138H180V135H179V134H181V136H183V134H184L183 129H182V132H183V133H181ZM189 130H191V129H189ZM250 130H249V131H250ZM256 130H255L254 133H256ZM132 131H133V129H132ZM143 131H145V130L143 129ZM143 131L140 130V132H143ZM157 131H158V130H157ZM202 131H203V130H202ZM225 131H226V130H225ZM229 131H230V130H228V132H229ZM231 131H232V129H231ZM241 131H242V129H241ZM243 131H242V132H243ZM55 132H56V131H55ZM135 132H136V130H135ZM138 132H139V131L137 130V133H138ZM168 132H169V130H168ZM168 132L166 133V135H168ZM205 132H207V134H208V130L203 131V133H205ZM219 132H220V131H219ZM157 133L154 132V133H153L154 136H155V134L157 135ZM200 133H202V132H201V129H200ZM200 133H198V135H200ZM203 133H202V134H203ZM221 133H222V132H220V134H221ZM243 133H244V132H243ZM259 133H260V131H259ZM119 134H120V133H119ZM121 134L124 136V134H126V133L123 132V133H121ZM121 134H120V135H121ZM142 134H143L145 137L149 136L148 139L146 138L147 141H146L145 138L142 137V136H143ZM142 134H141V139L139 138L138 141H139V140L141 141L142 138H143V139H145L144 141H146V142H145V145H146V143L148 142V140H149V142H150L151 136H152L153 134H151V133H150V134H147L146 132H145V134H146L147 136L144 134V132H143ZM216 134H217V133H216ZM218 134H219V133H218ZM224 134H225V132H224ZM224 134H223V137H224ZM248 134H249V132H248ZM256 134H257V133H256ZM4 135H5V134H4ZM6 135H7V134H6ZM55 135H57V134H55ZM122 135H121V137H123ZM138 135H139V133H138ZM166 135H165V136H166ZM193 135H194V136H193ZM226 135H227V137H228L227 132H226V134H225V137H226ZM244 135H245V133H244ZM246 135H247V134H246ZM246 135H245V137H248V135H247V136H246ZM252 135H253V134H252ZM252 135L250 134L251 137H252ZM65 136H66V135H65ZM108 136H111V137H112V135H108ZM118 136H119V135H117V137H118ZM139 136H140V135H139ZM154 136H153V137H154ZM165 136H164V137H165ZM200 136H201V135H200ZM213 136H214V135H213ZM213 136H212V137H213ZM254 136H255V135H253V137H254ZM262 136H263V134H262ZM57 137H58V136H57ZM115 137H116V136H115ZM134 137H136V136H135V135L132 136V139H134ZM137 137H138V136H137ZM137 137H136L135 140H134L135 145H136V143L138 142V141H136V140H137ZM155 137L157 138L155 141H158V140L160 139V138L158 139L157 136H155ZM210 137H211V135L209 134V138H210ZM216 137H218V135H217ZM223 137H221V141H218V142H217V138H216V141H215L216 143L214 142L213 145H215V144L218 145V143H219V145H221L223 148L225 147L226 150H228V148H229V151H230V152H229V151H228V152L226 151V152H227V155H225L226 152H225V150L222 149V147H220V148H221V150H223L224 152H223V151L221 152V150H218V147H219V146H218L217 148L212 147L213 145H211V140H212L213 138H211V140H210V139H207V138H206V134H205V137L202 135L201 138L195 136V138H197V140H198V138H199L200 142H201V139H202V140H203V138L206 139V140L204 139V140L206 141V143H205L204 141H202V143H203L204 145L207 144V147L202 146V145H201L202 143H201V144L199 143V144L202 146V149H203V150L206 149V151L202 152V154H204L203 157L206 155V157H204V158H203V157L201 158V157L199 156V154L201 153V151H200L199 153H198V152H195V147H196V151H199V150L197 149V147H199V146H197V145H199L198 143H197V145L194 144V146H195V147H194V146L191 145L189 142H186V143L189 144V146H188L189 149H190V146H192V149H193L192 154L194 155V159L197 158V159L195 160L196 163H194V164H196L195 166H197L198 162L200 163V161H202V162H203V163H202L203 165L206 164V165H204L205 169L208 167V166H207V163L209 164V162H207V160H209V158H210V157H209V155H210L209 151H210L211 147H212V149H213V151H214V153H213V151L211 150V151H212V155H211V156H213V154H214V156L218 155L219 158H220V156L223 157V155H225V157H227L228 154L231 153L230 148L232 147L233 143H231V146H230V145H228V147L225 146L226 142H227V141L229 142V140H227L226 142H225V141H222V138H223ZM238 137H239V138H238ZM253 137H252V138H253ZM23 138H24V136H23ZM101 138H103V137H101ZM108 138H109V137H108ZM108 138H107V140H109ZM125 138H126V135H125V137H123L121 140H123V139L125 140ZM162 138H163V137H162ZM165 138H166V137H165ZM172 138H173V137H172ZM179 138H175V142L177 141V142L180 143V139H179ZM186 138H187V137H186ZM192 138H189V137H188V139H190L191 141L193 140ZM195 138H194V141H195V142H193V143H196V141H197ZM228 138H229V137H228ZM230 138H229V139H230ZM261 138L264 139V137H261ZM5 139H6V138H5ZM8 139H9V138H8ZM17 139H18V138H17ZM66 139H67V138H66ZM68 139H69V137H68ZM86 139H87L86 142H88V138H86ZM113 139H114V136L112 137V140H113ZM126 139H127V138H126ZM130 139H131V136H130ZM130 139H128V140H130ZM153 139H154V138H153ZM167 139H168V138H167ZM219 139H220V138H219ZM242 139L245 140V138H242ZM246 139H248L247 143H248L249 145L251 144L250 147H253V146H254V148H255V145H254V143H252V142H254V139L258 140V139L256 138V136H255V138H253V141L251 140L252 142L249 141V140H250V137H248V138H246ZM3 140H4V138H3ZM3 140H1V141H3ZM11 140H12V139H10L9 141H11ZM54 140H56V139H54ZM84 140H85V138H84ZM99 140H100V139H99ZM102 140H104L103 143H107V142H108V141L106 140V137H104ZM110 140H111V138H110ZM110 140H109V141H110ZM121 140H118L119 142H118L117 144H116V141L114 142V144L116 145V147L114 146L115 148H119L118 144L121 145V144H120V141H121ZM170 140H171V138H170ZM183 140H184V138H183V139L181 138V142H182V144H183ZM225 140H226V139H225ZM243 140H242V141H243ZM256 140H255V142H256ZM5 141H6V143H7V140H5ZM9 141H8V143H9ZM140 141H139L138 144H139V146L142 148V146H141V144H140ZM144 141L142 140L141 143H143ZM153 141H154V140H153ZM153 141L151 140V142H153ZM171 141H172V140H171ZM171 141H170V142H171ZM173 141H174V139H173ZM173 141H172L171 143H170V142H168V143L173 144ZM185 141H186V139H185ZM185 141H184V143H185ZM212 141H213V140H212ZM240 141H241V140H240ZM242 141L239 142L240 145L237 146V148H238L239 150H238V149H234V150H233V148H232V150H233L232 154L234 153L235 150H237V151H235V153H234L235 156H237L236 153H238V151L240 152L241 149H243V150L246 149L247 151H249V150H253V149H254V148H253V149L251 148V149L248 150V146H249V145H248L246 142H245V143H242ZM261 141H262V140H260V138H259V142H256V143H257V144H258V143L260 144ZM22 142H23L24 144H23ZM151 142H150V144L152 145ZM158 142H160V140H159ZM161 142H162V140H161ZM165 142H167V140L164 139L163 147H164V146H167L168 148H167L166 152H169V151H170V148L172 149L173 147H171L170 144H169V145L164 144ZM207 142H210V143H207ZM221 142H223L224 144H223V143L221 144ZM230 142H231V141H230ZM230 142H229V143H230ZM243 142H244V141H243ZM249 142H250V143H249ZM10 143H11V142H10ZM29 143H30V142H29ZM68 143H70V142H67V144H68ZM83 143H84V141H83ZM83 143H82V139H81L80 144H79V140H78L77 145L79 144V146H80L81 144L83 145ZM99 143H101V144L103 145L102 142H99ZM99 143L97 142V144H99ZM125 143H129V142H127V140H126ZM22 144H23V145H22ZM101 144H99L98 146H100L99 149L101 148V150H102V154H103L104 151H103V149H102L103 146L101 147ZM122 144H123V141H122ZM154 144H155V145H154L155 148H156V144H157V147H158V148H156V150H158L160 146L158 145L157 142L154 143ZM176 144H177V143H176ZM176 144L174 143V145H173V146H174V148H173L174 151L177 150V149L179 148V144H177V145H176ZM209 144H210V145H209ZM227 144H228V143H227ZM241 144H242V147H243V144H244V147H245V145L247 144V148H246V147H245V149H244V147H243V148H242V147L239 148V147L241 146ZM259 144H258V145H259ZM2 145H3V144L1 143L0 147H1ZM9 145H11V144H9ZM14 145H15V143H14ZM20 145H21V146H20ZM63 145H64V146H67V145H65L64 143H63ZM70 145H71V144H70ZM85 145H86V144H85ZM89 145H90V141H89V144L86 145L87 150L89 149V148H88ZM124 145H125V144H123V146H124ZM135 145H134V146H135ZM235 145H236V143H235ZM252 145H253V146H252ZM83 146H84V145H83ZM87 146H88V147H87ZM117 146H118V147H117ZM126 146H128V145H126ZM143 146H144V143H143ZM149 146H150V145H149ZM175 146H176L177 148H175ZM201 146H200V150H201ZM209 146H210V147H209ZM229 146H230V147H229ZM233 146H234V145H233ZM262 146H264L263 143H262V145H261V144L259 145V147H262ZM6 147H7V146H6ZM9 147H10V146H8V148H9ZM75 147H76V149H77L76 143H75ZM96 147H97V146H96ZM112 147H113V145H112L111 147L109 146V148H108L109 151H107V152H111L110 149H111ZM140 147L138 148L137 145H136V147H133V145L131 146V144H130V147H129V148H130V149L132 148V150H134V152H135V149H136V151H138V150L140 149ZM169 147H170V148H169ZM188 147H187L186 144H185V148L188 149ZM63 148H64V147H63ZM67 148H69V147L67 146ZM121 148H122V147H121ZM133 148H135V149H133ZM155 148H154V151H155ZM183 148H184V147H183ZM183 148L181 149V147H180V150H182V153L185 152V153H184V157H183V156H180L182 153L178 155V153H180V151L176 154V157H175V153L177 152V151H176V152L174 153V155H173V156H174V159H173V157H172V159H171L170 157H168V154H166V156H167V157H166V162H167V158H168L169 160H171L173 164H175L174 161L177 160V163H178V164L176 163L175 165H177V166L179 165V166H180V165H181V163H180V159H183V158L185 159V156H187L186 154L188 153V152L186 153V150L183 149ZM207 148H208V150H207ZM256 148H257V145H256ZM0 149H1V148H0ZM2 149H3V148H2ZM2 149H1L0 151H2ZM5 149H6V148H5ZM10 149H11V152H13L12 147H10ZM78 149H79V147H78ZM78 149H77V150H78ZM90 149H91V152H89V154H88V155L91 157V158L89 157V158H90V159H89V160H90V163H89V164H86V165H90V166H92V165H91V160H92V157H93V156H92V154H93V153H92V152H93V147L90 146ZM94 149L97 150V148H94ZM125 149H126V147H125ZM145 149H146V147H145ZM145 149L143 150L144 153H143L142 151H141V152L146 156V152H145L146 150H145ZM150 149H152L151 152L153 153L154 151H153V147H152V146H151ZM160 149H161V151H162V144H161V148H160ZM165 149H166V148H165ZM168 149H169V150H168ZM6 150H7V149H6ZM31 150H32V147H31V146H28V147H27V141H26V140H24V139H20V140H18L17 147H16L15 152H14V155L16 156V158H13V155H12V160H10L11 162H9V161L6 162V164H5L4 167H3L4 169H3V170H0L1 172L4 171V172H2V174L0 173V175H1V177H0V178H1V179H0V182H1V183H2V182L4 183V184H0V203L3 202V204H4V205H3V206H4V210L7 212L8 215H9L10 213H12V212H13V213L15 212L16 205L18 204V203H16V200H17L16 195L18 194V192H21L22 190H24V186L26 185V184H24L21 180H15V176H16L17 173H20V172H21V173H27V172H28V170L26 169V166H25V165H26V164H29V160H28L27 154H30ZM61 150H62V149H61ZM73 150H75V149L73 148V149H72V152H71V150H70V152L67 151V153H68L67 156H70V158H71V162H72V159H73V162H74L77 158H79V157H77V156H78L80 153L82 154V151L79 153V151H77V150H76V152H75V154H74ZM79 150H81V148H80ZM87 150H86V151H87ZM147 150H148L147 153H148V156H149L151 153H150V151H149L148 148H147ZM183 150H184V151H183ZM215 150H216V152H217V151L220 152V154H218V152H217V154H216ZM3 151H4V150H3ZM3 151H2V153H3ZM124 151H125V150H124ZM124 151L122 150V153L124 154V159H125L126 157L128 158V159H126V161H127L126 164H129V165H130V166L127 167V165L124 163V164L126 165L125 170H126V169H127V170H131V171L135 170L136 167H134V166H135L134 161H135V159H136V161H137L138 159H137L136 157L133 158V161H132V159H130V158H131V153H130V152H132V151L128 152V154L130 153V155H129L130 158L128 157V155L125 157V153H126V152L124 153ZM187 151L190 152L191 150H187ZM247 151H246V152H247ZM155 152H156V151H155ZM206 152L209 153V154H207ZM241 152H243V151H241ZM7 153H9V152H7ZM65 153H66V152H64L63 155H65ZM72 153H73L74 155H76V153H77L76 158H73L74 156H71ZM78 153H79V154H78ZM83 153H84V152H83ZM85 153H86V152H85ZM115 153H116V156H118V158H119L120 155H121V152L119 153L120 155H118V153L114 151V152H112V155H113V154L115 155ZM136 153H137V152H136ZM161 153H162V155H161ZM161 153H159V150H158L157 154H154V153L152 154V156H154V159H155L156 161L159 160V162H158V161L156 162V161H154V160L151 159L152 161H154V164H155V162H156V163H161V159H160L159 155H160V156H163L164 151H162ZM170 153H171V155L173 154L172 152H170ZM196 153H198V155H197ZM205 153H206V154H205ZM222 153H223V155H222ZM4 154H5V151H4ZM9 154H10V153H9ZM55 154H57V152H55ZM58 154H61V153L58 152ZM70 154H71V155H70ZM81 154H80V156H81ZM102 154H101V156H102ZM139 154H140V153H139ZM143 154H141L142 157H141L140 155H139V156L137 155V157H141L138 161H140L141 159H142V161H143V159H146V157H145V158L143 157ZM215 154H216V155H215ZM234 154H233V156H234ZM240 154H242V153H240ZM61 155H62V154H61ZM86 155H87V153H86ZM86 155H85V156H86ZM99 155H100V154H99V152H98V153H97V156H99ZM132 155L134 156V153H132ZM156 155H158V157H157ZM238 155H239V154H238ZM46 156H49V155L46 154ZM67 156L65 155L64 157H66V159H67ZM85 156H84V159H87L88 156H87L86 158H85ZM101 156H100V157H101ZM103 156H104V155H103ZM103 156H102V157H103ZM133 156H132V157H133ZM150 156H151V155H150ZM155 156H156L157 158H156ZM169 156H170V155H169ZM177 156H178V158H177ZM188 156H189V155H188ZM188 156H187V157H188ZM195 156H196V157H195ZM57 157L60 158V161H63L62 156H59V155H58ZM100 157H99V158H100ZM102 157H101V158H102ZM111 157H112V159H113V156H109L108 159L105 160V162H106L105 166H107V163H108V162H109L108 165H110V162H111V161H110V158H111ZM181 157H182V158H181ZM187 157H186V158H187ZM190 157H191V155H190ZM190 157H188L187 159H189ZM198 157H199V159L201 158L199 161H198ZM207 157H208V159H207ZM230 157H231V156H230ZM52 158H53V156H52ZM96 158H97V157H96ZM120 158H121V157H120ZM122 158H123V155H122ZM122 158H121V159H122ZM158 158H159V159H158ZM163 158H165V153H164V157H163ZM163 158H162V159H163ZM192 158H193V157H191V160H189V161H188V164H186V165H189V164H190V165H193V161H194V159H193V161H192ZM214 158H215V157H213V159H214ZM223 158H224V157H223ZM223 158H221V160H222ZM48 159H49V157H48ZM80 159H82V158L80 157ZM84 159H83V160H84ZM103 159H104V158H103ZM112 159H111V160H112ZM147 159H148L147 162H146V161H143V162L141 163V165H140V163H138L139 165L136 164V165H138L137 168H141V169H142V167L144 166V170L142 169V171H143V173L145 172V175H146V170H149V168H148V165H147V167H145V164L143 165V163L145 162V163L148 164V162L150 161V162L152 163V166H153V162L150 160V158L148 157ZM187 159H185V160L183 161V165H182V166L185 165V161H186ZM204 159H206V160H204ZM69 160H70V159H69V157H68V161H69ZM87 160H88V159H87ZM89 160L86 161V162H89ZM95 160H96V161H99L98 159H95ZM119 160H120V159H119ZM119 160L117 159L118 163L116 164L115 168H116V167L119 168L120 166H121V167L123 166V163H122V165L119 166ZM129 160H130V162H131L132 164L129 163ZM178 160H179V161H178ZM214 160L216 161L217 159H214ZM214 160H212V161L209 160V161L214 163V162H215ZM225 160H226V159H225ZM225 160H224V162H226ZM55 161H56V159H55ZM77 161H79V165H80V160H76V162H77ZM81 161H82V160H81ZM120 161H121V160H120ZM181 161H182V160H181ZM204 161H205V163H204ZM218 161H219V160H218ZM218 161L215 163V165L213 164V165L216 166L217 168H219V167L222 165V164H221V165L218 167V166L216 165V164L218 163ZM222 161H223V160H222ZM222 161H221V163H222ZM45 162H46V159H45ZM47 162H48V161H47ZM66 162H67V160H66ZM73 162H72V163H73ZM86 162H85V163H86ZM105 162H104V160H102V162H100V163L102 164V163H105ZM113 162H114V159H113ZM166 162H165V159H164V161H162L163 164L166 163ZM191 162H192V164H191ZM49 163H50V162H49ZM72 163H71V164H72ZM85 163H84V161H83V165H84ZM96 163H98V162H96ZM100 163H98L97 166H98V165H101ZM115 163H116V159H115ZM172 163H171V164H172ZM186 163H187V161H186ZM51 164H52V162H51ZM71 164H70V165H71ZM166 164H167V167L170 165V163L168 164V162H167ZM173 164H172V166H171V171H173V170H172L173 167L177 168L176 166H173ZM224 164H225V163H224ZM224 164H223V166H224ZM44 165H45V163H44ZM73 165L75 166L76 164L73 163ZM79 165H77V166H75V167H78ZM114 165H115V164H114ZM142 165H143V166H142ZM149 165H150V163H149ZM159 165H160V166H156V165H155L156 168L160 167V170H161V168H165L164 166H162V164H159ZM186 165H185V166H186ZM190 165H189V166H190ZM198 165H199V164H198ZM213 165H210V166H213ZM218 165H219V164H218ZM226 165H227V164H226ZM81 166H82V165H80V167H81ZM102 166H103V165H101V167H102ZM152 166H151V168H150L151 173H152V171H156V170H157V169L155 168V166H153V167H154V170H152ZM161 166H162V167H161ZM165 166H166V165H165ZM185 166H184V168H185ZM200 166H201V163H200L199 167H200ZM82 167H83V168H82ZM82 167H81L82 170L85 169V168H84L85 166H82ZM87 167H88V166H87ZM87 167H86V170L89 169V167H88V169H87ZM101 167H98L97 170L100 169ZM107 167H108V166H107ZM107 167H106V168H107ZM111 167H112V165H111ZM124 167H125V166H124ZM124 167H122V168H124ZM129 167H130V168H129ZM131 167H133V170H132ZM149 167H150V166H149ZM197 167H198V166H197ZM108 168H109V167H108ZM112 168H113V167H112ZM112 168H110V169H112ZM128 168H129V169H128ZM145 168H146V170H145ZM175 168H174V170H175ZM180 168H181V167H180ZM202 168H203V167H202ZM202 168H200V169H202ZM209 168H210V167H209ZM209 168H208V169H209ZM211 168H212V167H211ZM46 169H47V171H48L47 164H46ZM50 169H51V167H50ZM50 169H49V170H50ZM53 169H54V168L52 167L51 170H53ZM76 169H77V168H76ZM104 169H105V167H104V168L102 167V170H104ZM177 169H178V168H177ZM182 169H183V167H182ZM197 169H198V168H197ZM54 170H55V169H54ZM69 170H70V169H69ZM77 170H80V169L78 168ZM92 170H93V169H92ZM138 170H139V169H138ZM138 170H135L136 173L139 172L140 174H142V171H138ZM167 170L170 171L169 168H168ZM203 170H204V169H203ZM210 170H211V169H210ZM210 170H209V171H210ZM66 171H68V170H66ZM135 171H133V172H135ZM209 171H208V172H209ZM42 172H43V171H42ZM64 172H65V171H64ZM88 172L91 173V172H93V171H89V170H88ZM156 172H157V171H156ZM165 172H166V171H165ZM208 172H205V173H203V174H200V175H202V178H201L200 175H196L197 172H196V173H194V171H193V172H190V171L187 172V170H186V173H193V175L195 174L194 176L192 175V176L194 177V179H195L196 176H197V177L200 176L201 181H202L203 178L206 179L205 176H206V174H208ZM126 173H127V172H126ZM139 173H138V174H139ZM147 173H148V172H147ZM151 173L149 172L148 174H151ZM166 173H167V172H166ZM186 173H185V175H186ZM39 174H40V173H39ZM138 174H137V175H138ZM154 174H155V173H152V175H154ZM158 174H159V176H160V173H158ZM198 174H199V173H198ZM204 174H205V175H204ZM88 175H89V174H88ZM94 175H95V178H96V177H97L96 175H99V174H97V172L94 170ZM152 175H151V176H152ZM185 175H184V176H185ZM89 176H90V175H89ZM100 176H102V175H100ZM142 176H143V175H142ZM147 176H148V175H147ZM156 176H157V175H156ZM156 176H155V178H156ZM173 176H174V175H173ZM182 176H183V174H182ZM182 176H180V177H181V180L178 179L179 176L176 177V180H174V181H175L174 184L177 183L176 181H181V182H178V183H180V184H182V182H183V183H188V179H189V178L187 179L186 176L183 177V179H184V181H185V182H184V181L182 180ZM188 176H189V175H188ZM188 176H187V177H188ZM86 177H88V176H86ZM98 177H99V176H98ZM103 177H106V176L103 175ZM103 177H102V178H103ZM136 177H137V176H136ZM189 177H190V176H189ZM35 178H36V177H35ZM47 178H50V177H47ZM53 178H57V177H53ZM58 178H59V177H58ZM106 178H107V177H106ZM137 178H138V177H137ZM173 178H174V177H173ZM185 178H186V180H185ZM36 179H37V178H36ZM45 179H46V178H42V180H44V181H45ZM86 179H87V178H86ZM108 179H109V178H108ZM143 179H144V178H143ZM143 179L141 180V183H143L144 181L148 180V179H145V180H143ZM150 179H152V178H150ZM153 179H154V178H153ZM174 179H175V178H174ZM191 179H192V181H200L199 179L197 180V178H196V180H194V179L191 178V177H190L189 181H190ZM204 179H203V180H204ZM104 180H105V179H104ZM104 180H102V182H105V181H106V180H105V181H104ZM110 180H111V179H110ZM154 180L156 181V179H154ZM154 180H153V181H154ZM38 181H39V180H38ZM47 181H48V180H46L45 182L48 183L49 181H48V182H47ZM52 181H55V180H52ZM58 181H59V180H58ZM112 181H115V179H114V180L112 179ZM142 181H143V182H142ZM155 181H154V182H155ZM50 182H51V181H50ZM102 182H101V183H102ZM106 182H107V181H106ZM131 182H132V180H131ZM133 182H135V181H133ZM139 182H140V180H139ZM139 182H138V183H139ZM147 182H148V181H147ZM147 182H146V183L144 182V183H145V186H146ZM150 182H152V181H150ZM156 182H157V181H156ZM156 182H155V183H156ZM170 182H171V183H170ZM170 182L167 181V183L174 185V184H173V180H172V178L170 179ZM37 183H38V182H37ZM37 183H36V184H37ZM107 183H108V182H107ZM111 183H112V182H111ZM113 183H114V185H113V184H110V186H111V185H112V186H116L119 182H118V183H117V182H113ZM115 183H116V185H115ZM148 183H149V182H148ZM178 183H177V184H178ZM189 183H190V182H189ZM49 184H50V183H48L47 185H44V182H43L42 184L40 183L41 186L44 185V186H47V187H48ZM99 184H100V182H99ZM139 184H140V183H139ZM163 184H164V183H163ZM34 185H35V184H34ZM37 185H38V184H37ZM37 185H36V186H37ZM52 185H53V184H52ZM118 185H120V184H118ZM49 186H51V184H50ZM59 186H60V185H59ZM59 186H56V187L58 188ZM93 186H94V185H93ZM104 186H106L105 183H104ZM108 186H109V185H108ZM112 186H111V189L113 188ZM141 186H142V185H141ZM145 186H144V187H141V189H142V188H144V189L146 188V189H147L148 186H146V187H145ZM164 186H165V185H164ZM175 186H176V185H175ZM25 187H26V186H25ZM39 187H40V186H38L37 188H35V186H34L35 189H39ZM83 187L85 188V185L82 186L81 189H83ZM87 187H91V186H87ZM149 187H150V186H149ZM149 187H148V188H149ZM41 188H42V187H41ZM108 188H109V187H107V189H108ZM123 188H125V187H123ZM126 188H127V187H126ZM171 188H172V191H171ZM171 188L169 187V189H170V194H169L168 191H166L165 189L162 188L163 191H164V193L167 194V192H168L167 195H169V197H167V196L164 194V197H167L168 199H167V198H164V200H163V199H159V200H163V201H165V199H167V201H168V203L165 204L164 206H163V204H162V202H161L162 205H160V206H162V208H163V207H168V209L170 210L169 206H170L171 202L175 203L176 200H177V203H180V204H181L180 199L182 200V202H184V201L186 202V200H190V199H188V198H189V197H188L186 200L183 201L184 198H183V199L180 198V196H182V195L178 196L179 194H178V195L176 194L177 191L175 192V194H176V199H175V197H174L175 194H173V192L175 191V190L173 189L174 187L171 186ZM55 189H56V188H54V191H55ZM77 189H78V188H77ZM86 189H87V188H85V190H83V191L85 192V195H86V194H87V195L89 194L88 196L90 197V195H92V193H93L94 191L92 190V193H89L88 190H87V192H86ZM117 189L119 190V188H117ZM131 189H132V187H131ZM133 189H134V187H133ZM141 189H140V190H141ZM144 189H143V191H145ZM166 189H167V188H166ZM169 189H168V190H169ZM175 189L178 190L177 187H176ZM25 190H27V189L25 188ZM40 190H41V189H39V191H40ZM58 190H59V188H58ZM58 190H56V191H58ZM126 190H128V189H126ZM136 190H137V188H136L134 191H136ZM173 190H174V191H173ZM74 191H75V194L77 195L76 190H74ZM74 191H73V194H72V195L75 196ZM78 191H79V190H78ZM100 191H101V190H100ZM100 191H99V193H100ZM134 191H133V192H134ZM155 191H156V189H155ZM155 191H154V192H155ZM160 191H161V190H160ZM163 191H162V193H163ZM165 191H166V192H165ZM178 191H179V190H178ZM80 192H81V191L78 192V195H79ZM90 192H91V189H90ZM96 192H97V191H96ZM121 192H122V190H121ZM133 192L131 191V193H133ZM151 192H153V191H151ZM171 192H172V194H171ZM44 193H45V192H44ZM124 193H125V192H124ZM131 193H130V194H131ZM159 193L161 194V192H159ZM51 194H52V193H51ZM51 194H50V195H51ZM56 194H57V193H56ZM102 194L105 195V193H103V192H102ZM127 194H128V193H127ZM130 194H129V195H130ZM146 194H147V193H146ZM156 194H157V193H156ZM19 195H20V193H19ZM83 195H84V194H83ZM85 195H84V196H85ZM100 195H101V194H100ZM113 195H114V191H113ZM124 195H125V194L122 193V195H120V197H118V198H120L119 200L116 198V197H117L116 195H115V196H112L111 198H115V200H116L118 203L115 202L114 199H111L110 202H112V200H113V205H112V203L109 204L110 202H109V203L106 202L107 200L109 201V199H107V200L105 201V202H106V205L109 204L111 207H112V206L114 207V203H116L115 206L117 207V204H119V201H120V200H121L120 203H121V202L123 203V201H125V199H126V195H125V199H123V198H124V197H123ZM139 195H140V193H138V196H139ZM147 195H148L149 198H150L149 193H148ZM147 195H145V197H146ZM170 195H172V197H170ZM173 195H174V196H173ZM197 195H198V194L195 195V193H194V195L192 194V196H194V197L197 196ZM17 196H18V195H17ZM40 196H41V194H40ZM55 196H60V195H55ZM80 196H82V195H80ZM108 196H109V198H110V195H107V197H108ZM135 196H137V195L135 194ZM140 196H141V195H140ZM142 196H143V195H142ZM148 196H147V202H148V204H149L150 206L147 204V207H146V208H149V210H150V209L153 208L152 205L154 206V204H155V200L153 199V201H154L153 204H152V202H151V204H150V202L148 201ZM155 196L160 198V196H162V195H155ZM190 196H191V195H190ZM77 197H78V196H77ZM121 197H122V198H121ZM153 197H154V195H153ZM153 197H151V199H152ZM173 197H174V200L170 202V200H172ZM47 198H49V196H48ZM134 198H135V199H134ZM171 198H172V199H171ZM177 198H179V199H177ZM190 198H191V197H190ZM96 199H97V198H96ZM133 199H134V200H137V197H133ZM151 199H150V201H151ZM169 199H170V200H169ZM191 199H193V197H192ZM45 200H46V198H45ZM45 200H43V201H45ZM69 200H71V199H69ZM85 200H86V199H85ZM98 200H99V199H98ZM129 200H130V199H129ZM48 201H50V198H49ZM51 201H54V200H51ZM57 201H60V200H57ZM66 201H67V200H66ZM91 201H92V200H91ZM127 201H128V197H127ZM127 201L124 202V203H127ZM142 201H143V200H142ZM191 201L194 202V201H196V200L194 199V201H193V200H191ZM191 201H189V204H190V205H191V203H190ZM60 202H62V201H60ZM63 202H64V201H63ZM72 202H76V201H72ZM95 202H96L97 206H98V205L101 206V204L99 203V201H95ZM97 202H98V203H97ZM101 202H102V205L105 204V203L103 204V202H104V198H103V201H101ZM169 202H170V204H169ZM185 202H184V203H185ZM187 202H188V201H187ZM187 202H186V205H185V206L183 205L184 208H185V207L188 208V207L190 206V205H189V206L187 205ZM54 203L56 204V201H55ZM66 203H67V202H66ZM86 203H87V202H85V205H84V206H87L88 204H90V203H88V204L86 205ZM122 203H121V205H122V208H123V205H124V204H122ZM140 203H141V202H140ZM164 203H165V202H164ZM173 203L171 204V207H172L171 209H173V206H174ZM58 204H59V203H58ZM61 204H63V203H61ZM69 204H70V203H69ZM74 204H75V203H73V205H74ZM81 204H82V203H81ZM92 204H95V203H92ZM133 204H134V203H133ZM135 204H136V203H135ZM137 204H138V203H137ZM168 204H169V206H168ZM180 204H176V203H175L174 210H173V211L170 210V212L172 211V214H173L174 211H176V210H175L176 206H177V208H178V205H180ZM193 204H194V203H193ZM45 205H46V204H45ZM45 205H44V206H45ZM73 205L71 204V208L73 207ZM82 205H83V204H82ZM106 205H104V207H105ZM121 205L119 204L120 207H121ZM128 205H129V204H128ZM130 205H131V204H130ZM155 205H156V204H155ZM157 205H158V204H157ZM64 206H66V205L63 204V208H65ZM75 206L77 207L78 205L75 204L74 207H75ZM84 206H83V207H84ZM132 206H133V207H132ZM138 206H139V205H138ZM144 206H146V205H142V208L139 207V208H140V209H139V208L137 207V205H136V207L138 208V210H140L139 212H141V209H145V208H143ZM58 207H60V204H59ZM58 207H57V208H58ZM74 207H73V209H74ZM81 207H82V206H81ZM87 207H89V208L91 207V208H92L91 204H90L89 206H87ZM101 207H103V206H101ZM107 207H109V206L107 205ZM113 207H112V208H113ZM116 207H114V208L116 209ZM60 208H62V207H60ZM60 208H59V209H60ZM77 208L80 209V205H79V207H77ZM85 208H86V207H85ZM85 208H83V209H85ZM93 208H95V207H93ZM114 208H113V209H114ZM129 208L132 209V208H135V207H134V205H131V206H129ZM137 208H136V209H137ZM156 208L158 209L159 207H156ZM59 209H58V210H59ZM73 209H72V210H73ZM79 209H78V212L81 210V209H80V210H79ZM99 209H100V208H99ZM119 209H120V208H118L117 210H118L119 213H122V215L125 214V213L127 212V210H128V212L130 213V209H126L125 213L122 212L123 210H121V212H120ZM157 209H156V210H157ZM44 210H46V209H44ZM62 210H65V209H62ZM62 210H61L60 215H61L62 213H64V214L67 213V212H64V211H62ZM66 210H67V209H66ZM70 210H71V209H70ZM132 210H133V209H132ZM145 210H146V209H145ZM47 211H48V210H47ZM67 211H68V210H67ZM133 211H134V210H133ZM151 211H152V210H151ZM153 211H154V210H153ZM159 211L162 212L163 210L160 209ZM108 212H109V211H108ZM114 212H115V213L112 212V213H110V214H116V211H114ZM137 212H138V211H137ZM137 212H132V211H131L132 217H135V214H134V213H136L137 216H140V213L138 214ZM142 212H145V211L142 210ZM142 212H141V213H142ZM170 212H169V214H171ZM42 213H44V212H42ZM52 213H53V211H52ZM52 213H51V214H52ZM129 213H127V214L129 215ZM165 213H166V217H165ZM167 213H168V210L164 211V215H163V217H161V219H162V218H163V219H167V218H169V217H168L169 214H167ZM46 214H47V213H46ZM46 214H45V215H46ZM51 214H50V218H51ZM57 214H58V213H57ZM68 214H69V213H68ZM76 214H77V213H76ZM90 214H91V213H90ZM127 214H125V215H127ZM41 215H42V214H41ZM48 215H49V214H48ZM52 215H53V214H52ZM69 215H70V214H69ZM73 215H74V214H73ZM83 215H85V214H83ZM88 215H89V214H88ZM133 215H134V216H133ZM150 215H151V214H150ZM9 216H10V215H9ZM37 216H38V215H37ZM37 216H36V218H34V219H37ZM46 216H47V215H46ZM46 216H45V217H46ZM54 216H55V215H54ZM54 216H53V218H54ZM66 216H67L66 218H69L68 215H66ZM95 216H96V215H95ZM116 216H118V213L116 214ZM119 216H120V214H119ZM152 216L154 217V215H152ZM173 216H174V214H173ZM34 217H35V215H34ZM78 217H79V216H78ZM146 217H147V216H146ZM148 217H150V216L148 215ZM148 217H147V220H149ZM159 217H160V216H159ZM42 218H43V216H42ZM106 218H107V217H106ZM138 218H139V217H138ZM170 218H172V215L170 216ZM43 219H48V218H43ZM43 219H42V220H43ZM57 219H58V218H57ZM70 219H71V218H70ZM76 219H78V218H76ZM76 219H75V221H73L74 223L71 221L72 224H69V225H66V221H67V223H68L69 220H67V219L65 220V219H64V220H65V224L62 223V224L64 225V228H66V226H70V225H71V226H72V225H74V226H75V225H78L77 223H78V221H79L80 219H78V221H76ZM85 219H88V218H85ZM85 219L83 220V218H82V219H81L82 222L84 221V223H85V222H86ZM120 219H122V218L120 217ZM140 219H142V220L144 219V221H146L145 218L143 217V213H142ZM154 219L157 220V219H159V218H155V217H154ZM61 220L63 221V219H61ZM98 220H99V217H98ZM106 220H108V219H106ZM116 220H117V218H116ZM126 220H127V219H125V221H126ZM150 220H151V219H150ZM150 220H149V221H150ZM30 221H31V220H30ZM35 221H36V220H35ZM35 221H34V222H35ZM37 221H38V220H37ZM37 221H36V223H37ZM39 221H40V220H39ZM88 221H90V219H88ZM120 221H121V220H120ZM34 222H33V223H34ZM41 222H42V221H41ZM103 222H104V223H103ZM103 222L101 223L102 225H103V224H107V225H108V224H112V222H114V221L112 220V221H110V223H109V221H108L107 223H105V221L103 220ZM151 222H152V221H151ZM33 223H32V225H34ZM36 223H35V225H36ZM45 223H46V221H45ZM50 223H52V222H50ZM50 223H49V224L47 223V225L49 226ZM75 223H76V224H75ZM91 223H93V225H91ZM95 223H96V222H95ZM97 223L99 224L100 222L97 221ZM133 223H134V225H136V224H137V221H136V222H133ZM138 223H139V222H138ZM152 223H156V222L153 221ZM40 224H42V223H40ZM58 224H61V223L58 222ZM58 224H57V226H58V228H57V227H55L56 224L54 223V224H53V226L55 225L54 228H57L58 232L63 233V232H64V228H62V230H59V225H58ZM81 224H82V223H81V221H80L79 225H80V227H83V224H82V225H81ZM101 224H100L99 227H102ZM118 224H119V225H118ZM38 225H39V223H38ZM45 225H46V224H44L43 226L40 225V226H39V227H40L39 229L41 230V229H42L41 226L44 228ZM47 225H46V227H47ZM79 225H78V229H76V228H74V226H72L73 229L71 228V234H72V232H73V233L77 232V233H76L77 235H78V233H79V235H81V234L83 233L84 236H85V234L89 235V234H88V229L85 230L84 228H80ZM112 225H114V227L112 228V230L115 228V225H118V226H116V230H117V227L120 226V223H117V221H116V223L114 222V224H112ZM122 225H123V223H122ZM131 225H133V224L131 223ZM53 226H52V227H53ZM91 226H92V228H91ZM104 226H105V225H104ZM104 226H103V227H104ZM52 227H51V228H52ZM61 227H62V226H60V228H61ZM84 227H86V228H87V227H88V228L90 227V228H91V231H92V229H93L92 232H93L94 234H92V232L89 231V232H90V236H87V235H86L87 238L90 237V239H93V240H94L93 237L96 238V237L98 236V238L100 239V237H99V235H100V233H101V232H100V228H99V232H100V233H98V232L96 231V227H97V225H94V222H93L92 219H91L90 225L88 226V224H84ZM94 227H95V229H94ZM103 227H102V228H103ZM108 227H109V226H108ZM110 227H112V226H110ZM110 227H109V228H110ZM29 228H30V227H29ZM67 228H68V227H67ZM67 228H66V230L68 231L70 228H68V229H67ZM90 228H89V229H90ZM97 228H98V227H97ZM105 228H106V230H107L106 233H108V235H109V233L111 232V229L108 230L107 226H106ZM123 228H124V227L120 228V230H122ZM134 228H135V226H134ZM35 230H36V229H35ZM37 230H38V229H37ZM40 230H38V231L41 232ZM46 230L49 232V231H50V228H49V230H48V229H46ZM46 230H43V232H42L43 235H44L43 240H44V239L46 240L47 237H45V236H48V232L45 233ZM66 230H65V231H66ZM102 230H103V229H102ZM102 230H101V231H102ZM120 230H119V231L117 230V232L120 233ZM44 231H45V232H44ZM51 231H54V229L51 230ZM55 231H56V229H55ZM62 231H63V232H62ZM67 231H66V232H67ZM103 231H104V230H103ZM108 231H110V232H108ZM122 231H124V229H123ZM126 231H129V230H128V229H127V230L125 229V231H124V235L126 234ZM16 232H17V231H16ZM34 232H35V231H34ZM39 232H38V233H39ZM56 232H57V231H56ZM68 232H69V234H70V231H68ZM95 232H97L98 235L95 234ZM8 233H9V232H7V234H8ZM17 233H18V232H17ZM29 233H30V232H29ZM38 233H37V234H38ZM42 233H39L38 235L40 236ZM49 233H52V235L54 234V236H51V237H50V238H52V240H51V242H52V241H53V238H55V234H56V233H55V232H49ZM80 233H81V234H80ZM106 233H104V234L107 235ZM115 233H116V231H115ZM122 233H123V232H121V235H122ZM15 234H16V233H15ZM20 234H21L22 238H23V237H24V238L27 237V235L25 234L24 231L20 232ZM46 234H47V235H46ZM63 234H64V235H62V237L65 236V232H64ZM67 234H68V233H66V237H65V239L63 238L64 240H62V241H64V242H65V241H68V242L64 245V244H63L64 242H61V241H60L61 238H60V239L57 240V242H58V241H60V242H58V244H56V245L59 246V243H60V244L62 243V247H63V246L66 247L67 244H68V247H70V245H71V247H72V251H73L75 248L77 249L78 246H80V247H78V249L81 248V247H82L83 249H85V244H83L84 242L86 243V247H87V248L89 247V244L91 243V244H90V248H89V249L91 250V249H92V248H91V247H92V243H95V242L91 241L90 239L87 240V238H85V240H87V241H85L84 238H83V234L81 235L82 238H83V240H84L82 243H81L82 240H81V241H80V240H73L74 236H77L76 234H75V235H71V236H70V235L68 236ZM104 234L102 233L103 236H105ZM110 234H111V233H110ZM127 234H128V233H127ZM11 235H14V233H13V234L11 233ZM31 235H32V234H31ZM57 235H58V234H57ZM91 235H92V237H91ZM112 235H114L113 237H116L115 239H118V237L121 236V235H118V233H117L116 235L113 233V234H111V236H112ZM124 235L121 236V240H122V238L124 237ZM14 236H15V235H14ZM14 236H13V238H14ZM19 236H20V235H19ZM35 236H36V234H35ZM35 236H34V238H35ZM41 236H42V235H41ZM58 236H59V235H58ZM72 236H73V237H72ZM81 236H80V237L77 236V238H78V239H79V238L81 239ZM100 236H101V235H100ZM15 237H16V239H17L18 236H15ZM42 237H43V236H42ZM107 237H108V236H107ZM22 238H21V239H22ZM24 238H23L22 240H24ZM28 238H29V237H28ZM28 238H26L25 240L28 241ZM34 238H33V239H34ZM50 238H49V239H50ZM56 238H57V236H56ZM56 238L54 239V246H53V248H52V249H53V252H54V254H55V256H56L57 253H58L57 250L54 251V250L56 249V247H55V240H56ZM66 238H70L71 240H70V239H69V240H68V239L66 240ZM101 238L103 239V237H101ZM16 239H14V240H16ZM37 239H38V237H37ZM39 239H40V238H39ZM49 239H48V240H49ZM74 239H76V238H74ZM102 239H100L101 241H100V240L98 241V239H97V241H96L97 243L100 242V245H99V246H101V243H104V241H103L104 239H103V240H102ZM110 239H111V237H110ZM14 240L12 241L10 235H9V236L6 235L5 239L2 240V241L5 242V245H4L3 243H2V245H4L5 247H6V245L9 246L10 244H12L11 242H13V243L15 242ZM18 240H19V238H18ZM30 240H31V239H30ZM48 240H47L46 242H48ZM106 240H107V239H106ZM34 241H36V239L33 240V244L36 243V242H34ZM69 241H70V242H71V241L76 242V245H78V246L75 247L74 244H73L74 242H72V244L69 245V243H70ZM77 241H78V243H77ZM79 241H80V243H79ZM88 241H89V244H87ZM90 241H91V242H90ZM109 241H110V240H109V237H108V244H105V243H104V244H105V249H106V245H107V247H109V245L112 243L111 241H110V242H109ZM112 241H113V243H115V246H118L119 243H118V242L116 243V242L114 241V238L112 239ZM119 241H120V240H119ZM39 242H40V241L37 240V243H36L37 246H39ZM51 242H50V244H51ZM0 243H1V242H0ZM24 243H25V241H24ZM24 243H23V244H24ZM26 243H28V242H26ZM26 243H25V244H26ZM97 243H96L95 245H98ZM15 244H17V242H15L14 245H15ZM18 244H19V245H22V244H21V241H20V243L18 242ZM25 244H24V245H25ZM30 244H31V242H30ZM36 244H34V245H32V246H33L34 248H36V247H35ZM14 245H12V246H14ZM19 245H17V246H19ZM41 245H42V246H45L43 243H42ZM41 245H40V246H41ZM52 245H53V244H52ZM81 245H83V246H81ZM87 245H88V246H87ZM95 245H93V247H94ZM12 246H11V247H12ZM73 246H74V247H73ZM111 246H113V245L111 244ZM9 247H10V246H9ZM60 247H61V246H60ZM65 247H64V248H65ZM71 247H70V248H71ZM103 247H104V245H103ZM37 248L40 249V247H37ZM73 248H74V249H73ZM57 249H58V247H57ZM60 249H61L62 251H64L65 249H67V247H66L65 249H63V248H60ZM76 249H75V250H76ZM89 249H88V251H89ZM93 249H94V248H93ZM40 250H42V249H40ZM58 250H59V249H58ZM86 250H87V249H86ZM8 251H9V250H8ZM8 251H3L2 249H0V257H1V255H2V256H4V258H5L6 255L8 254V253H7ZM11 251H12V250H11ZM11 251H9V252H11ZM28 251H30V250H28ZM28 251H26V252H28ZM45 251H46V250H45ZM49 251L52 252L51 250H49ZM59 251H60V250H59ZM70 251H71V249L69 250V252H70ZM15 252H16V251H15ZM53 252H52V253H53ZM66 252H68V251L65 250V253H66ZM24 253H25V251H24ZM30 253H31V251H30ZM38 253H39V252H38ZM47 253H48V252H47ZM60 253H61V251H60ZM60 253H59V255H60ZM73 253H74V252H72V254H73ZM87 253H88V252H87ZM21 254H22V253H21ZM26 254H28V253H26ZM34 254H35V253H33V256H34ZM44 254L46 255V252H44ZM48 254H50V257L52 256L51 253H48ZM67 254H68V257H69V256H70V258L73 257V255H72V256L70 255L71 252H70V254H69V253H67ZM81 254H82V253H81ZM81 254H80V255H81ZM85 254H86V253H85ZM23 255H24V254H23ZM28 255H29V254H28ZM31 255H32V254H30V256H31ZM39 255H40V254H39ZM63 255H64V256H62V257H65L66 259H68V257H67L65 254H63ZM77 255L79 256L78 253H77V254L75 253L74 256H77ZM20 256H21V255H20ZM25 256H26V255H25ZM33 256H32V257H33ZM35 256H38V255H35ZM41 256H42V255H41ZM43 256H44V255H43ZM47 256H48V255H47ZM55 256H53V257H55ZM45 257H46V256H45ZM53 257H51V258H53ZM57 257H58V256H57ZM57 257H55L54 259L57 260ZM80 257H82V256H80ZM80 257H79V258H80ZM10 258H11V256H10ZM33 258H34V257H33ZM41 258H42V257H41ZM46 258H47V257H46ZM65 258H64V259H65ZM70 258H69V260H70L69 262H73V259H72V261H71ZM5 259H6V258H5ZM5 259H4V260H5ZM42 259H43V258H42ZM48 259H49V258H48ZM48 259H47V260H48ZM54 259H53V262H54ZM60 259H61V261H62L63 258H60ZM4 260H3V261H4ZM10 260H11V259H10ZM12 260H13V259H12ZM20 260H21V259H20ZM22 260H25V259H22ZM34 260H35V259H34ZM79 260H80V261H79ZM79 260H77V261L80 262L79 264H81L83 260H81V259H79ZM0 261H1V259H0ZM27 261H28V260H27ZM36 261H37V260H36ZM66 261H67V260H66ZM30 262H31V261H30ZM49 262H51V261L49 260ZM53 262H52V263H53ZM62 262H63V261H62ZM67 262H68V261H67ZM84 262H85V261H84ZM87 262H89V261H87ZM35 263H36V262H35ZM55 263H56V261H55ZM55 263H54V264H55ZM4 264H8V262L5 260V261H4ZM23 264H24V263H23ZM37 264H41V263H37ZM42 264H43V263H42ZM58 264H59V262H58ZM65 264H67V263H65ZM69 264H70V263H69ZM73 264H78V263H77V262H76V263L74 262ZM82 264H83V263H82ZM85 264H86V262H85ZM88 264H89V263H88ZM97 264H100V263H97Z\"/></svg>",
  "mask_w": 264,
  "mask_h": 264
}]
</instances>
